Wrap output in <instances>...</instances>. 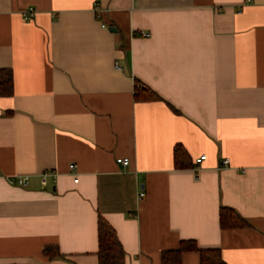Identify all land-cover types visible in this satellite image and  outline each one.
<instances>
[{
  "label": "crops",
  "instance_id": "0c3cea01",
  "mask_svg": "<svg viewBox=\"0 0 264 264\" xmlns=\"http://www.w3.org/2000/svg\"><path fill=\"white\" fill-rule=\"evenodd\" d=\"M1 69L0 264H98L99 217L123 264H264V0H0Z\"/></svg>",
  "mask_w": 264,
  "mask_h": 264
},
{
  "label": "trees",
  "instance_id": "16d2710c",
  "mask_svg": "<svg viewBox=\"0 0 264 264\" xmlns=\"http://www.w3.org/2000/svg\"><path fill=\"white\" fill-rule=\"evenodd\" d=\"M12 73L9 70H0V97L9 96L12 93ZM135 95L134 98L139 100V96L145 94V99L150 101H161L160 97L149 88H145L142 84L135 81ZM173 163L175 170L191 169L194 165L190 162L186 150L177 145L174 147ZM219 226L220 229H237L249 227L248 222L236 214L232 209L222 207L219 212ZM97 237L98 250L97 259L98 264H123L125 253L115 235V231L106 223L101 217L97 220ZM185 251H197L199 253L200 264H227L223 262L221 252L218 249L200 250L192 242H184L180 245L177 251H167L161 255V264H180L181 254ZM42 254L49 261L56 258H62L58 253L56 247H46Z\"/></svg>",
  "mask_w": 264,
  "mask_h": 264
},
{
  "label": "built area",
  "instance_id": "2783aa9c",
  "mask_svg": "<svg viewBox=\"0 0 264 264\" xmlns=\"http://www.w3.org/2000/svg\"><path fill=\"white\" fill-rule=\"evenodd\" d=\"M35 9H33L32 7H28L26 8V10L22 11V17L24 20H28V19H32L34 16H35ZM143 37L144 36H147V34H143L142 35ZM204 160V156H201L200 158L196 159L195 160V163L196 164H199L201 163V161ZM116 164L117 165H121L123 167H127L129 164H128V159L127 158H119L116 160ZM222 164L224 166L228 165L229 164V161L228 160H223ZM69 169L72 171L75 169V167L73 165H69ZM51 175L49 173H43L40 175V182L42 183V185H47L48 181H47V178L48 176ZM11 183H13L14 185L18 186V187H26L28 185V178L27 177H19V178H16L14 179L13 181H11ZM145 197V193L143 192H140L138 198L139 199H142Z\"/></svg>",
  "mask_w": 264,
  "mask_h": 264
},
{
  "label": "water",
  "instance_id": "95a60500",
  "mask_svg": "<svg viewBox=\"0 0 264 264\" xmlns=\"http://www.w3.org/2000/svg\"><path fill=\"white\" fill-rule=\"evenodd\" d=\"M110 30L112 31V32H114L115 30H113L112 28H110Z\"/></svg>",
  "mask_w": 264,
  "mask_h": 264
}]
</instances>
